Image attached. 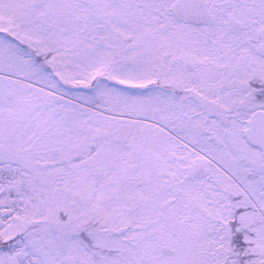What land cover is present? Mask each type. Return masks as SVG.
<instances>
[{
    "label": "rangeland",
    "instance_id": "374dc122",
    "mask_svg": "<svg viewBox=\"0 0 264 264\" xmlns=\"http://www.w3.org/2000/svg\"><path fill=\"white\" fill-rule=\"evenodd\" d=\"M103 1L95 18L104 24L108 38L93 22L92 8L85 0H0V69H4L0 73V237L9 241L27 225L46 220L50 196L61 202L73 200L74 192L64 197L68 182L61 181L59 188L50 184L57 172L53 167L95 145L101 146L108 158L103 180L83 218L89 221L96 211L101 223L97 235L120 257L118 264L221 262L218 256L224 250L220 245L226 241L224 246L228 247L225 235L231 232L219 223L225 221L227 209L234 210L230 194L241 201L236 203V217L240 215L244 221L243 228L254 223L256 216L245 202L247 198L264 217V156L244 137L251 112L248 105L243 111L238 109L241 119L228 123L232 139L242 147L236 151V162L229 150L214 154L188 151L186 148L197 141V128L205 121L189 115L203 95L196 82L207 74L215 79L212 66L227 65L225 79H233L236 42L245 33L223 36L222 27L217 30L211 26L205 38L203 29L191 23L194 17L177 19L174 7L189 4L199 9L204 3L217 22H228L235 16L248 20L263 16L264 0ZM76 16L80 21L73 19ZM78 29L84 34L89 31L88 36H73ZM113 38L129 44L122 52L124 60L110 71L112 46L116 44ZM42 44L57 54L50 62L52 70L29 50L41 49ZM174 50L178 54L175 61L168 56ZM157 58L161 59L162 70L155 63ZM259 63L257 56H249L250 71L243 72L244 79L250 78ZM189 64L194 65V71L187 69ZM167 68L171 73L166 74ZM159 75H164V83L175 85L180 98L185 96L183 109L170 88L158 86ZM258 75L262 81L258 92L264 96V69ZM90 83L111 108L120 107L130 117L83 114L59 102V97H65L90 107ZM230 86L239 99L246 94L236 82ZM26 107L29 114H24ZM226 130L214 119L206 121L204 127L205 134L218 142L227 140L222 137ZM132 132L137 143L130 150L124 147V140ZM205 154L236 181V189L228 192L217 186L214 174H197L195 167L208 161ZM120 156H124L123 163L118 166L115 161ZM97 163L90 162L88 169ZM87 173L84 170L85 176L73 174L70 179L80 188L78 196L83 199L93 191ZM240 207L242 211H238ZM71 225L64 235V256L48 248L52 242L49 234H45L46 240L40 238L41 242L27 235L0 250V264H89L86 249L72 241ZM129 225L134 226L133 231H127ZM252 231L258 238L247 240L261 245L259 252H263L264 228ZM134 235L141 237L138 247L129 243ZM163 247L175 254L166 255ZM128 252L133 256L128 257ZM208 254L214 256L209 262L205 257ZM253 261L264 263V258Z\"/></svg>",
    "mask_w": 264,
    "mask_h": 264
},
{
    "label": "trees",
    "instance_id": "16d2710c",
    "mask_svg": "<svg viewBox=\"0 0 264 264\" xmlns=\"http://www.w3.org/2000/svg\"><path fill=\"white\" fill-rule=\"evenodd\" d=\"M86 2H89L88 6H91L92 10L90 11L92 15V20L94 23L97 24L98 27H101L102 35L104 38H108L109 35H107L103 31V23L99 21L98 14L99 12V7L101 6L102 3H104L103 0H85ZM103 1V2H102ZM102 2V3H101ZM46 11V8L43 9ZM73 19H75L76 22L80 21L79 17L76 16ZM91 20V21H92ZM86 28H89V26H86ZM85 28V29H86ZM88 32L81 33L78 29V31L74 32L73 31V36H77L79 38H82L83 36H88ZM110 37V36H109ZM113 41L116 42L113 48V54L111 56V64H110V71L116 69V67L121 63L122 60H124L125 57L122 56V52L126 49L127 45L129 44V41L123 42L119 41L116 38H113ZM47 46V45H46ZM44 44H42L41 49L35 50L33 47H31L29 50L32 53V55L35 57L37 61H39L47 70H52V67L50 66V62L57 56L56 52L51 50L48 46L46 47ZM48 50V51H47ZM168 56H170L173 61L176 60L178 57L177 52L170 51L168 53ZM155 63L157 66H160V69L162 70L163 65L161 64V59H155ZM171 62L170 66H172ZM4 69H0V73H4L2 71ZM171 73L170 70L167 68V73ZM172 75V74H170ZM163 79V80H162ZM158 86L164 87V88H170L171 91L174 93V97H179V91H177L172 84H166L164 83V75H159L158 76V81H157ZM87 88L90 90V100L88 105L90 107H86L84 105H78L76 103H73L69 99L65 97H59V102L65 106V107H72V108H77V110L81 113H88V114H94V115H100V113H106V114H111V115H120L123 117H130L128 116L121 108H111L108 104V100L100 95L96 90L95 87L93 86L92 83H90ZM72 98L76 99L78 98L76 95L71 96ZM30 110L28 107L24 109V114H29ZM130 113V112H129ZM133 114V113H130ZM125 122V121H124ZM129 122V121H127ZM44 135V132L42 133ZM123 137V135H122ZM136 135L134 132L129 134L127 138L124 140V147L131 149H134V145H136ZM2 137H0V145H2ZM105 150L101 146H95L91 145L84 154L79 155L77 158L68 161H61L59 162L54 169L57 170L55 177H54V182H50L51 185L55 186L56 188H59V183L61 181L68 182L70 184L67 188L66 194L64 197L68 196V194L71 195L72 192H74V196H76L73 200L66 201V200H58V198L54 197H49L47 200L51 204V206L48 209V214H47V219L44 221H38L34 222L33 224L27 225L24 229V231L20 234H18L16 238H11L9 241L5 240V237H0V250L5 249L4 247L11 241L17 242L19 239H26L27 235L33 238L35 241H39L40 238H45V234L47 233V236L49 234L50 239L52 242L50 243L51 245L48 247L51 252L53 251L56 255L59 256H64V251H65V243L66 239L64 235L67 233L69 229L66 228L68 227V224L72 223V231L73 233L71 234V238L73 239L72 241H76L81 247H84L86 251L88 252V260L89 264H118L116 260H118L120 257L116 254H113L114 251L111 249H107L106 243L100 239L99 235H97L96 230L101 226L99 220L96 219V211H93V214L91 215L89 221L84 220L85 216V208L88 206L93 199L94 193L97 191V188L99 186V183L102 182L103 176H104V169H105V161L108 158L106 153L104 152ZM88 156V157H86ZM120 156L115 162L118 166H120L123 161L121 160ZM95 160H98V163L95 164L94 166L90 167V170L88 169L89 163L93 162ZM84 162H87L85 164L86 166H83ZM125 162V161H124ZM84 170H88V175L86 177L88 178V182H90V187L92 188V194L88 195V198L83 199L82 196L81 198L78 196L80 193V188L76 185L75 181L73 183L70 182V179L72 178L73 174H77L81 177L85 176L82 174ZM85 177V178H86ZM49 184V185H50ZM73 184V185H72ZM80 184V183H79ZM151 187V186H150ZM242 199V196H241ZM244 199V197H243ZM245 201L246 203L249 204L248 207L253 209L255 211V219L254 223L249 224L246 228L243 225L244 221L241 220L240 215L238 218L236 217V235L233 234V230L230 231L231 234L226 236V240L229 243L228 247L223 246L221 243V248L224 250L225 253V260H223L222 255H215L218 256V260L221 262H218L216 264H264V263H257L254 262L253 259H260L264 258V251H261V245L258 246L257 243L254 241L252 243L251 241H248L247 238L249 237H254L257 239V233L253 232L252 230L256 229L259 230L260 228H264V217L256 210L255 205L248 200V198ZM239 202L238 204L241 203V201L238 200L236 197V203ZM240 205H238L239 207ZM243 208H239L238 211H242ZM241 214V213H240ZM127 231H133L134 226L129 225L127 226ZM67 229V230H66ZM126 231V232H127ZM47 238L43 239L46 240ZM41 242V240H40ZM38 242V246L40 244ZM70 242V241H69ZM141 242V237L134 235L131 236V240L129 241L130 244H134V247H138ZM72 242H70L71 244ZM39 246V247H40ZM211 247L215 249V246L211 244ZM117 252V251H115ZM113 255L115 257V260L113 259ZM123 255H126L125 252ZM263 255V257H262ZM128 257H132L133 253L128 252L127 253ZM207 257V262L209 260L213 259V255H205ZM214 264V263H213Z\"/></svg>",
    "mask_w": 264,
    "mask_h": 264
},
{
    "label": "flooded vegetation",
    "instance_id": "af4514ba",
    "mask_svg": "<svg viewBox=\"0 0 264 264\" xmlns=\"http://www.w3.org/2000/svg\"><path fill=\"white\" fill-rule=\"evenodd\" d=\"M238 5L239 4L237 2V10ZM257 6L259 7V5ZM201 9L203 11L201 20H194L191 23L203 29L205 38L209 37L208 34L210 32L211 26L217 28V30L222 27L223 36L236 35V37H239L243 33H245V36L237 39L236 42V49L238 50H236V64L232 66V68H234L231 74L233 79H225V74L229 71H226V68H228V66L220 63L212 66V69H214V71L216 72L215 76H212L215 79H210L211 75L207 74L201 81L196 82V86L201 89L203 95H201L202 97L200 99L194 98L198 101L195 102L194 113L192 115H189V118L194 115L196 117H199L200 119H205V121L202 122V127L200 126L201 128H197V137L200 138V142H198L199 140L197 138V141L195 140L196 143L192 144L194 148L188 146L186 149L191 152L192 150H196L200 153L205 151L207 152V154L208 152L214 154L215 151L219 152V150H222L223 152H225L229 150L231 153H233L234 161L236 162V151L241 150L242 147L239 146V142L237 140H233L231 137V132L228 130L229 120L241 119L242 113L239 112L238 109H241V111H243V109H246V105H248L249 110L251 111L249 113V128L252 116L258 111L264 112V96H260L261 92H258V88L261 87L262 84V81L261 79H259L260 76L258 74H260L264 69V11L263 16H252L249 20L243 19L244 17L235 16L236 18H229L228 22H223L222 20L217 22V18L211 14V11L209 10L207 4L203 3L201 5ZM235 21L236 31L233 32L232 22ZM246 31L248 32L246 33ZM216 35L217 34H214V37ZM222 35L221 37H223ZM208 44L210 46H214L212 42H208ZM252 55L257 56L260 60V63L259 65L254 66L255 68L251 71L250 78L244 79L245 75L243 72L250 71L249 69H247V67L249 68L247 61L249 59V56ZM232 82H236L237 84L242 86L243 90L246 91V94L243 95L241 99H239L235 89H230L232 88L230 86ZM173 87H175V85H173ZM175 99L181 104L179 106L180 110L183 109L182 106L185 103V96L183 98L176 97ZM176 103H174V105ZM252 104L255 105L253 106ZM209 119L219 121L220 123H222L224 128L227 129L225 133H222V137H224V139L227 138L226 141L218 142L214 138H210L205 134L206 132L204 131V127L206 121H208ZM240 136L243 139L242 135ZM244 137L248 142V129L245 132ZM252 147L262 152V150L257 146ZM252 147L250 149H253ZM207 154L205 155L208 158ZM201 164H204L206 176L209 177V174H214L213 178L217 180V186L228 189V192H231L230 189H236V181L234 182L233 180L228 178V175L226 176L227 171L224 168L219 171V168L221 167L216 162L211 161L208 158V161H205V163ZM230 195V199L234 203V210L227 209V211L224 212V216H226L225 221L223 220L219 224L220 226L227 228L230 231L233 230V234L236 235V194ZM225 244L226 241L222 245L224 246ZM222 258L223 260L226 259L225 253H223Z\"/></svg>",
    "mask_w": 264,
    "mask_h": 264
},
{
    "label": "water",
    "instance_id": "95a60500",
    "mask_svg": "<svg viewBox=\"0 0 264 264\" xmlns=\"http://www.w3.org/2000/svg\"><path fill=\"white\" fill-rule=\"evenodd\" d=\"M174 13L177 19L194 17L192 20L195 21L201 20L203 15L201 7L198 9L196 6L192 7L189 4L174 7ZM232 31H236V22H232ZM187 69L193 71L194 66L189 64L187 65ZM248 141L250 145L259 147L264 154V112L258 111L252 116L249 126ZM195 168L198 175L205 174L204 164H200ZM162 249V251L169 256L175 253V251L171 250L169 247H163Z\"/></svg>",
    "mask_w": 264,
    "mask_h": 264
}]
</instances>
